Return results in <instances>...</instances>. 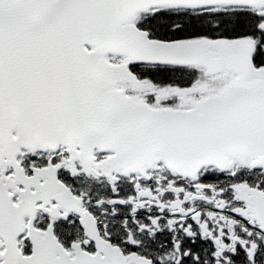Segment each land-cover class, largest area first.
<instances>
[{"label":"snow or ice","instance_id":"1","mask_svg":"<svg viewBox=\"0 0 264 264\" xmlns=\"http://www.w3.org/2000/svg\"><path fill=\"white\" fill-rule=\"evenodd\" d=\"M0 264H264V0H0Z\"/></svg>","mask_w":264,"mask_h":264}]
</instances>
